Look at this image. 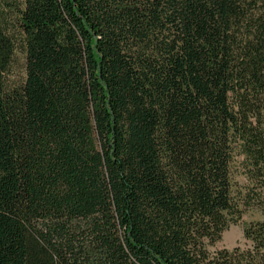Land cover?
<instances>
[{"label": "trees", "instance_id": "16d2710c", "mask_svg": "<svg viewBox=\"0 0 264 264\" xmlns=\"http://www.w3.org/2000/svg\"><path fill=\"white\" fill-rule=\"evenodd\" d=\"M2 2L0 264H264V0Z\"/></svg>", "mask_w": 264, "mask_h": 264}, {"label": "rangeland", "instance_id": "374dc122", "mask_svg": "<svg viewBox=\"0 0 264 264\" xmlns=\"http://www.w3.org/2000/svg\"><path fill=\"white\" fill-rule=\"evenodd\" d=\"M18 2L19 0H3L2 2V7L5 11L7 28L14 38H19L21 36L18 15L16 10H14V5ZM12 72V80L14 81L19 80V78L22 76L23 56L20 47H18V52L13 64ZM234 180L242 184L246 183V179L242 175V169L238 165L236 166ZM263 218V212L258 206L253 205L251 207H244L242 220L237 224L231 225L230 228L223 234L222 239L214 246H210L209 250L211 252H215L221 249L231 250L235 247L248 248L250 246V242L244 238V228L247 224L260 221Z\"/></svg>", "mask_w": 264, "mask_h": 264}]
</instances>
